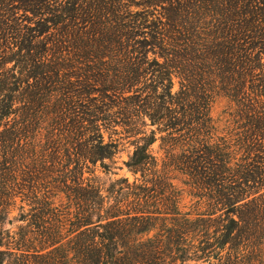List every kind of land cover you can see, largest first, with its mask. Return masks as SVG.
I'll list each match as a JSON object with an SVG mask.
<instances>
[{
    "label": "trees",
    "instance_id": "16d2710c",
    "mask_svg": "<svg viewBox=\"0 0 264 264\" xmlns=\"http://www.w3.org/2000/svg\"><path fill=\"white\" fill-rule=\"evenodd\" d=\"M74 76L100 103L14 105L74 93ZM116 126L139 135L136 179L107 184ZM167 168L206 212L182 211ZM192 261L264 264V0H0V264Z\"/></svg>",
    "mask_w": 264,
    "mask_h": 264
},
{
    "label": "rangeland",
    "instance_id": "374dc122",
    "mask_svg": "<svg viewBox=\"0 0 264 264\" xmlns=\"http://www.w3.org/2000/svg\"><path fill=\"white\" fill-rule=\"evenodd\" d=\"M17 3V2H16ZM137 9V8H134ZM30 16L32 13H28ZM16 15L19 16L20 23H26L27 20L25 21L27 14L23 13V11H19ZM29 25H34L35 23H28ZM41 40V39H40ZM39 40V41H40ZM29 44V42L24 43L23 40L20 42V45L24 47L23 53H27V48L26 45ZM38 40H34V42L31 44V49L30 53H38L40 52L37 47ZM21 48V47H20ZM30 48V47H29ZM41 49V48H40ZM9 66L13 65V62H10L8 64ZM68 79H71L74 82V87H75V92H67L64 93V91L59 90V84H55L52 88L53 90L57 91V95L54 94L51 96L50 99V93L46 92L44 93V98L38 102L37 100L40 98V94L37 96L29 94L28 91H21L20 93L17 94L16 101L14 102V105H48L49 107H54V105H97V103H100L99 99L101 100V94L94 90L92 91L91 94H88L87 96H79L78 90L80 87L79 79L77 77H68L66 80L63 79V82H66ZM35 80L31 79V82L33 83ZM47 82H43L45 84ZM57 83V82H56ZM98 86V84H97ZM78 88V89H76ZM178 88V82L177 79L175 78V87L174 89ZM82 89V88H80ZM42 92V91H41ZM54 93V92H52ZM42 94V93H41ZM29 97H35L34 103L32 102H27V98ZM49 99V100H45ZM77 99H79L78 102ZM81 99V100H80ZM75 101V102H73ZM81 102V103H80ZM225 102L218 100L216 105L213 108V115L215 117H218L219 114L222 112V110L225 108ZM52 109V108H51ZM52 115H55L53 113L47 114L45 117H35L34 122L38 121L40 122V125L43 120V125L45 127H48V124L51 125L53 123ZM143 119V118H142ZM140 119L139 122L143 121ZM147 123H150L149 118H146ZM156 129V126L147 125V128L145 130L147 133H150L151 129ZM105 139L108 141L110 137L114 140L117 139L116 141L119 143L117 153L112 156L111 158H107L104 160V163H106V169L101 165V162H98L97 164V174L101 177L102 180L106 181L107 184L109 180H117L120 178H125L127 177L131 182H133L136 179V176L128 169V166L126 165V161L129 160L130 156L132 155L134 149H135V140L139 138L138 136H131L127 133L126 129L122 126H116L114 129H103ZM165 135V132L164 134ZM115 141V140H114ZM170 146V143L167 142L166 140L162 139V134H157V140L150 146V151L152 155L159 161V166L158 170H162V161L163 159L166 158V154L168 151V147ZM93 167V166H91ZM169 172V176L172 177V181L175 185V187H178L181 191L183 190V195H184V200L182 202V211L184 212H206L210 207L208 206L207 198L201 199V193L203 191L198 190V188L191 187V182L189 177H187L184 173H182L179 170L173 169V168H167ZM173 193V192H172ZM199 202L201 204H199ZM200 206V207H199ZM198 207V208H197ZM197 208V209H196ZM196 209V210H195ZM14 213H17L15 211ZM9 226V224H8ZM154 233V232H152ZM191 264H195L194 261L191 262ZM196 264H202L201 262L196 263Z\"/></svg>",
    "mask_w": 264,
    "mask_h": 264
}]
</instances>
